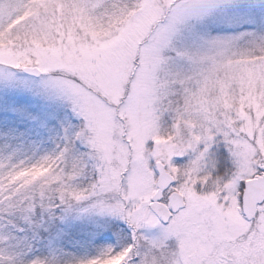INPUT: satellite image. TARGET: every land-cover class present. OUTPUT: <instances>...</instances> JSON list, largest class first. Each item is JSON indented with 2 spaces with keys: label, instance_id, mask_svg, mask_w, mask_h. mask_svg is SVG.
I'll list each match as a JSON object with an SVG mask.
<instances>
[{
  "label": "rangeland",
  "instance_id": "rangeland-1",
  "mask_svg": "<svg viewBox=\"0 0 264 264\" xmlns=\"http://www.w3.org/2000/svg\"><path fill=\"white\" fill-rule=\"evenodd\" d=\"M108 1L35 0L27 38L0 46V110L9 100L19 112L21 100L31 128L77 131L86 153L77 177H93L83 196L48 192L45 210L27 207L26 224L58 242L119 228L134 240L120 264H214L208 241L247 227L241 183L264 162V0H127L125 17L99 32L93 18ZM23 2L0 0V28ZM214 148L235 164L219 185L207 180L219 177ZM151 161L186 195L168 225L150 209ZM260 222L251 257L264 253V212Z\"/></svg>",
  "mask_w": 264,
  "mask_h": 264
},
{
  "label": "trees",
  "instance_id": "trees-1",
  "mask_svg": "<svg viewBox=\"0 0 264 264\" xmlns=\"http://www.w3.org/2000/svg\"><path fill=\"white\" fill-rule=\"evenodd\" d=\"M34 1L24 0L1 26L0 46H9L8 40H17L20 29L33 15ZM127 12V0L108 1L93 18L95 28L99 32L109 31ZM20 37L27 38L22 32ZM4 101L7 108L0 110V264H120L134 240L119 228L97 233L94 239L83 234L58 242L45 232L40 238L26 224L27 207L45 210L48 192L56 189L83 196L91 191L93 177H77L82 173L78 167L81 168L86 156L77 147L80 139L77 131L68 139L60 130L56 132L58 136H52L51 121L41 133L31 128L30 120L19 110L21 100L19 112L15 113L8 108L9 100ZM67 155L70 163L64 160ZM220 160L221 167L231 164L228 155Z\"/></svg>",
  "mask_w": 264,
  "mask_h": 264
},
{
  "label": "flooded vegetation",
  "instance_id": "flooded-vegetation-1",
  "mask_svg": "<svg viewBox=\"0 0 264 264\" xmlns=\"http://www.w3.org/2000/svg\"><path fill=\"white\" fill-rule=\"evenodd\" d=\"M259 175L256 174L255 176L251 177V178H256ZM207 180H212L211 183H216V181H213V179H207ZM201 181H198V187H199V183ZM182 183H186V181L182 182ZM222 183H226V182H219L217 183L222 184ZM226 184L221 185L222 188H224ZM242 185V183H241ZM244 185V184H243ZM172 189L175 190L174 185L171 186ZM170 187V188H171ZM219 187V186H217ZM243 190V187H241ZM243 192V191H242ZM241 198H242V194H241ZM163 200V199H162ZM264 205V203H263ZM263 205H259L258 206V210H257V215L252 218L249 219L245 216V214L243 213L242 210V204H241V211H242V216L247 224V227H245L243 230H239L236 231L234 233H232L234 235V237L230 238H225V237H221V240H216L215 242L213 240L210 239V241H208L209 245L212 244V248H214L215 246V251L217 252V254H215L217 256V261L213 263L214 264H264V253L261 254V257L258 256L257 252L255 254H253V256H250L249 253V249L248 246L250 245L249 242V232L251 231L254 235V239L256 238L257 234L261 233V226L262 223L260 222V216L261 213L264 212L261 208ZM217 236V235H216ZM206 240H208V237L206 238ZM211 248V249H212ZM257 248V246H256ZM263 261V263H262Z\"/></svg>",
  "mask_w": 264,
  "mask_h": 264
},
{
  "label": "water",
  "instance_id": "water-1",
  "mask_svg": "<svg viewBox=\"0 0 264 264\" xmlns=\"http://www.w3.org/2000/svg\"><path fill=\"white\" fill-rule=\"evenodd\" d=\"M25 72L28 74L36 75V76L40 75V71L38 69L27 68V69H25ZM158 171L160 173L159 186L161 189H163L173 181V178L165 171V168L162 164H158ZM252 184H256L255 181L248 184L247 188H249L250 185H252ZM160 198H161V190L157 193V195H155L153 197V201H156ZM263 199H264V195L260 199L254 200L252 205L255 206V204L262 202ZM183 206H184L183 196L180 194H177V193L173 194L171 196V202H170L171 210L176 212L180 207H183ZM152 208L156 211V213L162 219L166 218L165 210H163L161 207L156 206L155 204H152ZM245 211H246V214L248 215V217H252L249 214V208L248 207H245Z\"/></svg>",
  "mask_w": 264,
  "mask_h": 264
}]
</instances>
